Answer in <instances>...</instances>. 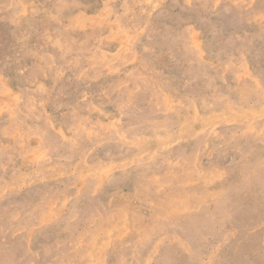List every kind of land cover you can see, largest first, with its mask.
<instances>
[{
    "label": "rangeland",
    "instance_id": "rangeland-1",
    "mask_svg": "<svg viewBox=\"0 0 264 264\" xmlns=\"http://www.w3.org/2000/svg\"><path fill=\"white\" fill-rule=\"evenodd\" d=\"M0 264H264V0H0Z\"/></svg>",
    "mask_w": 264,
    "mask_h": 264
}]
</instances>
